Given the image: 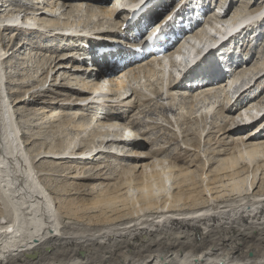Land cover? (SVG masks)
<instances>
[{
    "label": "bare ground",
    "instance_id": "bare-ground-1",
    "mask_svg": "<svg viewBox=\"0 0 264 264\" xmlns=\"http://www.w3.org/2000/svg\"><path fill=\"white\" fill-rule=\"evenodd\" d=\"M172 1L155 5L160 12L153 26L172 22L171 34L177 37L185 24L178 19L196 11L181 0L168 9ZM234 1L222 15L218 6L193 31L199 21L192 23L184 40L207 39L206 28L220 34L228 21L240 27L241 36L230 41L233 36L227 33L219 43L226 47L216 52L220 56L212 49L216 40H210L182 72L172 71L162 79L165 57L180 52L183 40L168 46L160 59L129 60L133 54L126 48L136 45L117 47L129 33L122 29L129 7L123 0H0V264H264V128L259 126L264 124V90L256 95L253 90L264 82V48L260 56H255L258 44L244 52L245 59L241 52L237 55L241 43L264 21V0L256 7L254 0H242L235 8ZM263 28L258 37H263ZM7 31L13 41L2 38ZM22 34L28 39L20 38ZM37 34L49 46L38 43L31 49L34 54H26ZM18 39L25 43L20 46ZM16 48L22 56L12 57L21 61L18 71V63L10 59ZM232 48L235 55H223ZM100 49L109 51L99 55ZM57 50L66 53L55 55ZM36 55V69L29 74L28 63ZM236 57L231 74L225 65ZM94 67L100 73L92 72ZM201 71L206 75H195ZM103 76L108 77L106 85L96 88ZM7 84L19 88H11L12 100ZM49 92L62 96L66 104L43 102ZM216 93L223 96L221 101L211 100ZM247 94L253 97L244 102ZM176 98L180 117L174 123L168 119V124L176 139L193 136L188 147L200 148L205 129L180 132L172 124L206 120L211 112L219 116L211 129L222 138L211 159L201 160L198 152L189 164H181L187 150H180L171 162L162 157L171 143L143 152L148 142L142 136L152 134L151 124L158 123L146 119L150 109L141 108L167 102L160 109L174 115ZM205 102V108H196ZM45 105L52 108L50 115ZM66 110L71 114L63 115ZM89 110L97 132L81 143L80 134L89 123H83L80 113ZM39 121L33 133L29 127ZM20 124L30 133L22 132ZM137 126L146 132L136 133ZM209 133L204 138H210ZM100 155L116 157L119 166L107 174L109 164L99 161ZM42 161L47 166L39 165ZM62 174L65 181L58 182L57 190L49 189L48 178Z\"/></svg>",
    "mask_w": 264,
    "mask_h": 264
},
{
    "label": "rangeland",
    "instance_id": "rangeland-1",
    "mask_svg": "<svg viewBox=\"0 0 264 264\" xmlns=\"http://www.w3.org/2000/svg\"><path fill=\"white\" fill-rule=\"evenodd\" d=\"M241 1L242 0H235L233 3V7L235 8L236 6H239L240 4H241ZM261 0H254V1H252L251 2V4H252V7H256L258 4H259V2H260ZM258 2V3H257ZM17 5H15V6H10V8L9 7H7V10H13L14 8H17L16 7ZM14 7V8H13ZM173 6H171V8H172ZM210 15V14H209ZM260 20H262V18H259V21ZM264 27V21L262 22V24L259 26V28H257V30H253L254 32H256V33H253V35H249L248 37H247V41L245 42V44H244V42H242L241 43V49H238V52H237V55H239L238 53L239 52H241V57H243L244 59H245V55H244V52L246 51V50H248L249 49V47L250 48H252L254 45H257L256 47H255V56H260L261 54H260V50H261V47H263L264 48V35H263V37H258L259 36V30H260V27ZM264 29V28H263ZM252 31V32H253ZM259 31V32H258ZM252 32H250V33H252ZM258 33V34H257ZM7 34H9V35H7ZM13 36V33H11L10 31H7V32H5V33H3L2 34V38L3 39H5L6 40V38H11L12 36ZM28 36L29 35H24V34H22L21 35V37L20 38H23V39H28ZM39 36V34H37V37ZM239 36H241V35H239ZM35 38L34 40H32L31 41V43L32 44H30V46L29 47H26V50H25V53L26 54H31L32 55V53L34 54V50L33 51H31V49L33 48H35V49H37V47L39 46V44L40 43H45V44H43V46L46 48V47H48L49 46V43H46V41L44 42L43 41V39L41 38ZM30 38V37H29ZM260 38H262L261 40H262V42H260ZM22 40V39H21ZM21 40L20 39H18V41H19V43L21 42ZM42 40V41H41ZM12 41H13V37H12ZM18 41H16V43L18 42ZM255 42V43H254ZM22 43H25V41L23 40L21 43H20V46H21V44ZM39 43V44H38ZM55 43H57V41L55 42ZM251 45H250V44ZM260 43V44H259ZM244 45V46H243ZM245 45L248 47H246L245 48ZM249 45V46H248ZM31 46H34V47H31ZM18 47V46H17ZM18 49H19V47H18ZM17 48L16 49H14L12 52L14 53L15 51L17 52V50H18ZM56 49V48H55ZM244 50V51H243ZM22 51V50H21ZM242 51H243V53H242ZM14 53V54H12L11 55V58L10 59H12L11 61H12V63H18V62H20L21 63V61L20 60H18L17 61V59L15 58V57H17V56H15L14 58H12L15 54H17V53ZM66 53V51H56V53H54L55 55H59V54H64V53ZM73 53H79V51L78 50H75V51H72ZM47 54H49V53H47ZM18 55V54H17ZM50 55V54H49ZM233 55H235V51H234V48H232V50L231 51H229V52H227V56H233ZM19 56V58H22V56L21 55H18ZM264 57V56H263ZM18 58V57H17ZM9 59V60H10ZM38 59V56L36 55V57H35V60L33 59V57H31V60H33L34 61V63H35V61ZM247 59V58H246ZM30 60V63H28L29 65H28V71H30V68L32 69L31 71H30V73L29 74H31V72L32 71H34L35 69L33 68V67H35L37 64V61H36V63L34 64L33 63V61H31ZM39 60V59H38ZM237 57L236 58H233L232 60H231V62H230V64L229 65H225V68H226V66H228L229 68H226L227 70H231L232 68V66H234V65H236V64H234V63H237ZM236 61V62H235ZM242 61V60H241ZM249 62V60H247V62L242 66V69H243V67H245V65H247V63ZM34 64V65H33ZM209 64H211V63H209ZM18 65H19V63L16 65V70L15 71H18L21 67H18ZM33 65V66H32ZM231 68V69H230ZM231 71H233V69L231 70ZM230 71V72H231ZM16 73V72H15ZM28 73V72H27ZM34 74V73H33ZM231 74H234V71L233 72H231ZM195 75H202V76H205L206 75V73L204 72V71H201V72H195ZM249 75H251V74H248V77H251V76H249ZM16 76V75H15ZM246 80H248V79H246ZM50 80H48V82H47V84H46V86H45V90L46 89H48V85H49V82ZM252 81H254V80H252ZM251 81V82H252ZM11 88H14L13 86H9L8 84L6 85V90L8 91L7 93L9 94L8 96V98L10 99V100H12L13 98L11 97L12 95L10 94V92H13V90H16V89H19L18 87L16 88H14L12 91H11ZM259 88V89H258ZM261 88V89H260ZM253 90L255 91V90H257V92H255V94L254 95H256V94H258L259 92H263V91H261V90H264V82H263V84H260V86L258 85L257 87H254L253 88ZM259 90V91H258ZM21 92H22V90H21ZM192 92V91H191ZM216 92H218V91H216ZM264 94V93H263ZM179 95V94H178ZM221 98H219V97ZM245 96H248V97H246V99H248V100H244V98H242V100L244 101V102H249V98H252L253 97V95L251 96V95H249V94H247V95H245ZM255 97V96H254ZM54 98V99H53ZM56 98V99H55ZM222 98H223V96L222 95H220L219 93L217 94L216 93V98H213V99H211V100H213V101H221L222 100ZM53 99V100H52ZM63 97L62 96H60V95H57L56 94V92H49L48 94H46V95H44V97H43V102H47V103H49V102H51V101H59V103H58V105H60V104H66V102L64 101L63 102ZM188 101L190 100V99H187ZM73 102V104H75L76 105V103L78 102V101H72ZM164 104V105H168V103L167 102H159L158 104H156V105H152L153 104V102H150L149 104H146V105H144L143 106V108H141V109H145V110H148V109H150V111H151V115H150V117L149 118H146L148 121H155V122H157L158 123V125H155V126H153L154 124H151V127H153V129L151 130V133L152 134H150V133H148L146 136H142L144 139H146L147 140V142L148 143H146V146L144 147V149H143V152H145V153H148L151 149H157L159 146H163V145H165V144H167V143H171L170 145V147L168 148V149H166V151L162 154V157H167V158H169L168 160L169 161H171V162H173L174 160H175V158H176V156L178 155V154H180V150L181 151H184V150H187V152H186V154L183 156V161L181 162V164L184 162V164L185 163H190L191 161H193V159H195V157H196V155H197V153L199 152V155H200V158H201V160L203 159V161L204 160H209L208 158H212L214 155L212 154L211 155V151L212 150H214L215 149V151L216 150H218L219 149V141H220V139L222 138V136H220V134H215L214 132H216L215 131V129H211L212 127H213V124H212V121L213 120H215V119H218L219 118V116L217 115V116H214V115H216V113L215 114H212V112L208 115V117H207V119L205 120H200V118H197V120H198V122H195L194 120H191L190 122H187V123H185V124H182V122H179V124H177V125H175V124H172V125H174L175 127H177L179 130H180V132L181 131H188L189 132V128H191V129H193V130H202V129H205V132L202 134V137H201V142H200V148L199 149H197L196 147H188L187 146V144H192L193 143V141H191L190 139H191V137H193V136H188L186 139H184V140H182V138H180V139H176V138H174L173 136H172V127L168 124V119L169 120H173V121H171V123H174V119L176 118V119H178V117H180L178 114L180 113L179 112V107H181V105H179V103H180V98H176V100H175V102H173V109H174V111H175V114L174 115H171L170 113H167V112H163L161 109H160V107H161V104ZM78 105H79V103H77ZM204 104V105H203ZM83 105H88V103H85V102H83ZM108 105H110V104H106V106H108ZM199 106H197L196 108H198V107H202V109L203 108H205V106H207V102H205V103H199L198 104ZM148 106V107H147ZM229 106V105H228ZM41 106L39 105V107L38 108H40ZM185 107H187V106H185ZM31 108V107H30ZM51 107L50 106H46L45 105V112L47 111V115L49 114L50 115V111H51ZM54 112H59V109H57V110H55ZM65 112H68V113H65ZM82 113H80V112H78V114L80 113V114H84L83 115V123H89L88 124V126H86L85 127V131L83 132V133H81L80 134V136H81V138L83 139V140H81L80 142L81 143H85V142H88L89 141V139H91V135L93 134V133H96L97 132V127H96V125L94 124V119L92 118V121L90 120L91 118H89L90 116H92V114H90V112H91V110H89L88 112H86V111H81ZM18 113H21V112H18ZM92 113V112H91ZM65 114V116H67V115H69V114H71V112L69 113V111H64V113H63V115ZM87 114V115H86ZM134 113H132V111L128 114V116L129 117H127V119H129L132 115H133ZM90 115V116H89ZM86 116V117H85ZM20 116L19 115H17V118H19ZM85 117V118H84ZM87 118H88V120H87ZM84 119H85V121H84ZM81 119L80 120H78L79 122H81L82 121ZM181 120V119H180ZM33 120H31L30 122H32ZM88 121V122H87ZM91 121V122H90ZM22 122V121H21ZM42 122H45V121H42ZM220 121L218 120V123H219ZM39 124L40 123V121L39 122H34V123H32V127H29V129L31 128V129H33L34 131H32L33 133L34 132H36L37 130H36V128H35V126H36V124ZM21 125V127H20V130L23 132V131H25V132H27L26 134H28V132L30 131L29 129H27V128H25V127H23L22 126V124H20ZM258 125V123L257 124H254V125H248V126H245L246 128L245 129H248V131H250L254 126H257ZM48 126V125H47ZM259 126L261 127V128H264V124L262 123V124H259ZM88 127V128H87ZM175 127H174V129H175ZM27 129V130H26ZM99 130V129H98ZM177 130V129H176ZM49 132V131H48ZM135 132L136 133H138V134H144V132H146V130L144 129V128H142V127H139V126H137L136 128H135ZM210 132V133H209ZM30 133V132H29ZM207 133H209L210 134V138L209 137H206V138H204L205 137V135L207 134ZM156 136H155V135ZM63 136H61L62 138L64 137V136H66L65 134H62ZM214 135H215V138H214ZM50 136V135H49ZM181 136H186V134L185 135H181ZM180 136V137H181ZM159 137V139H160V141L159 142H155V143H153L152 141L154 140V139H156V138H158ZM195 137V136H194ZM27 139H28V135H27V137H26ZM25 138V139H26ZM149 138L151 139V141H148L149 140ZM174 138V139H173ZM67 139L69 140L70 139V136H68L67 137ZM66 138L64 139L65 141H68ZM86 139V141H84ZM88 139V140H87ZM188 139V140H187ZM209 139L210 140H212L209 144H206V141L208 142L209 141ZM219 140V141H218ZM226 141V140H225ZM228 141V140H227ZM232 148L234 147V145H232L231 146ZM225 148H227V147H225ZM126 149H128V148H124V151H126ZM222 149V148H221ZM209 154V155H208ZM215 154V153H214ZM182 155V154H181ZM101 157H98L99 158V161H104L106 164H109V169L108 168H106V170L105 171H107V174H109V172H110V169H113V167L114 168H117L118 166H119V164H118V160H117V158L115 157L114 159H111L110 157H109V155H108V157L106 156V155H100ZM130 156V155H129ZM206 156H207V158H206ZM197 157H198V155H197ZM111 160H110V159ZM103 159V160H102ZM111 161H113L112 163H111ZM43 162V163H42ZM41 163H39V165L41 164V166H43L44 165V167L45 166H47V164L45 163V161H42ZM58 163V162H57ZM116 164V165H115ZM180 164V165H181ZM198 164V163H197ZM113 166V167H112ZM117 166V167H116ZM109 171V172H108ZM48 180H49V182H48V185H49V189H51V190H55V188H56V190L58 189V186H59V183L58 182H61V181H65V179H64V175L62 174L61 176H58V175H55V176H53V177H49L48 178ZM56 180V181H55ZM72 181V180H71ZM53 182V183H52ZM80 181H78L77 183H79ZM258 187H257V190L259 189V186H260V183H259V185H257ZM57 198H60V199H64V197H57ZM233 198V197H232ZM197 238V237H196ZM150 249H152V248H149L148 250H150ZM151 260H152V258H151Z\"/></svg>",
    "mask_w": 264,
    "mask_h": 264
}]
</instances>
